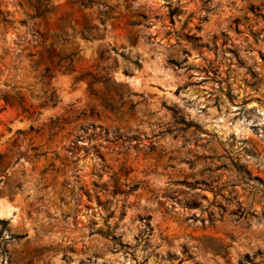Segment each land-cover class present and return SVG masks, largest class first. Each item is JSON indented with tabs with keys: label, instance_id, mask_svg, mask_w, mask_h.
<instances>
[{
	"label": "rangeland",
	"instance_id": "1",
	"mask_svg": "<svg viewBox=\"0 0 264 264\" xmlns=\"http://www.w3.org/2000/svg\"><path fill=\"white\" fill-rule=\"evenodd\" d=\"M0 264H264V0H0Z\"/></svg>",
	"mask_w": 264,
	"mask_h": 264
}]
</instances>
